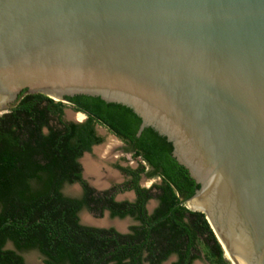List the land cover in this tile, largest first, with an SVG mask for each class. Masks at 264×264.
Segmentation results:
<instances>
[{"label":"water","instance_id":"95a60500","mask_svg":"<svg viewBox=\"0 0 264 264\" xmlns=\"http://www.w3.org/2000/svg\"><path fill=\"white\" fill-rule=\"evenodd\" d=\"M24 91L167 156L224 259L264 264V0H0V114Z\"/></svg>","mask_w":264,"mask_h":264},{"label":"trees","instance_id":"16d2710c","mask_svg":"<svg viewBox=\"0 0 264 264\" xmlns=\"http://www.w3.org/2000/svg\"><path fill=\"white\" fill-rule=\"evenodd\" d=\"M72 105L87 114L84 122L67 121L62 101L25 91L0 114V264H27L22 252L30 250L44 264H161L171 254L177 256L171 264H191L201 257L210 264H230L205 215L183 204L194 193L192 177L164 154L134 143ZM95 124L127 142L162 180L159 204L147 214L144 204L152 194L137 184V171L126 169L135 176L129 187L138 199L132 204L109 200L108 205L112 215L135 214L142 222L127 234L79 221L80 210L97 212L106 202L82 178L78 161L103 140ZM75 182L83 187L81 196L62 192L65 184Z\"/></svg>","mask_w":264,"mask_h":264},{"label":"flooded vegetation","instance_id":"af4514ba","mask_svg":"<svg viewBox=\"0 0 264 264\" xmlns=\"http://www.w3.org/2000/svg\"><path fill=\"white\" fill-rule=\"evenodd\" d=\"M65 111L66 109H64V118ZM70 111L72 115L66 116L65 119L67 121L82 123L87 119L85 112L75 110L74 108L70 109ZM76 113H80L82 116L78 119L75 116ZM95 130L97 135L103 138L102 142L92 145L91 151L83 152L78 158V161L82 168V178L89 186L96 190L95 197L101 196L106 202L104 203L105 207L97 212H92L87 209L80 210L78 213L79 221L88 226L105 229L112 228L119 233L127 234L132 231V226L142 224L140 219L135 214H128L123 217L112 215L109 208V205H111L109 204V200L117 204H132L138 199L136 190L129 187L133 183L135 176L132 173H128L126 169L137 171V184L152 194V197H149L144 204L147 214L153 213L159 204L156 195L160 193V190L157 188V185L161 184L162 180L159 175L151 174L152 167L141 156L136 155L135 151L127 142L123 141L101 124H95ZM108 136H110V142L107 140ZM141 167H144V171L140 172L139 169ZM67 185L74 186L71 187L70 193L68 192L69 188H65ZM62 192L69 196L79 197L83 193V187L79 182L65 184ZM185 200H183V204L186 207ZM124 220H127L126 224ZM176 258V254H171L161 264H171ZM196 260H193L191 264H194ZM143 264L149 263L144 261Z\"/></svg>","mask_w":264,"mask_h":264},{"label":"rangeland","instance_id":"374dc122","mask_svg":"<svg viewBox=\"0 0 264 264\" xmlns=\"http://www.w3.org/2000/svg\"><path fill=\"white\" fill-rule=\"evenodd\" d=\"M65 106H66L65 107V109H66V111H65V118H66V116L72 115V112L70 111V109H72L73 106L70 103H68V102L65 103ZM66 113H67V115H66ZM78 115H81V114L80 113H76L75 114V116H78ZM76 118H78V117H76ZM107 140H108V142H110V136H108V139ZM71 187H74V186L73 185H71V186H69V185L65 186V188H67V189L69 188V190H68L69 193L71 192ZM124 222L126 224L127 223V220H124ZM6 247L12 248L13 246H12L11 243H7L6 244ZM22 254L25 257L27 264H44L42 257L35 250L23 251ZM194 264H210V263L208 261H206L203 257H201L200 259H197Z\"/></svg>","mask_w":264,"mask_h":264},{"label":"bare ground","instance_id":"6f19581e","mask_svg":"<svg viewBox=\"0 0 264 264\" xmlns=\"http://www.w3.org/2000/svg\"><path fill=\"white\" fill-rule=\"evenodd\" d=\"M76 117L80 118L81 115H78V116H76ZM113 146H114V145H113ZM110 151H111V150H110ZM188 205H189L191 208H194V209H200L199 207L195 206L191 201L188 202Z\"/></svg>","mask_w":264,"mask_h":264}]
</instances>
